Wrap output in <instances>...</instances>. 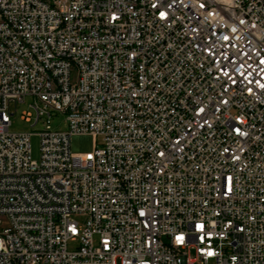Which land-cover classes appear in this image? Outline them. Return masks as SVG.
I'll return each mask as SVG.
<instances>
[{
	"label": "built area",
	"instance_id": "built-area-1",
	"mask_svg": "<svg viewBox=\"0 0 264 264\" xmlns=\"http://www.w3.org/2000/svg\"><path fill=\"white\" fill-rule=\"evenodd\" d=\"M209 261L264 264V0H0V264Z\"/></svg>",
	"mask_w": 264,
	"mask_h": 264
},
{
	"label": "rangeland",
	"instance_id": "rangeland-1",
	"mask_svg": "<svg viewBox=\"0 0 264 264\" xmlns=\"http://www.w3.org/2000/svg\"><path fill=\"white\" fill-rule=\"evenodd\" d=\"M33 102L32 96H25L23 102H18L14 104L10 103V110L12 114L10 115L11 123L9 125V130L11 132H30L29 136V147L31 158L35 159L38 156V135L37 132L43 127L41 120L37 121L32 125L34 119V112L29 106ZM24 113H29V118L24 119ZM48 123L52 129L64 130L66 129V121L64 120V114L52 111L48 118ZM92 146V137L88 135H74L70 138V148L71 150H89ZM74 219L80 224L83 221L82 216H74ZM96 243V236H93V244ZM75 242H68L67 248L72 249ZM188 255L192 257L193 252L188 251ZM118 264V262H115ZM208 264H214L213 261H209Z\"/></svg>",
	"mask_w": 264,
	"mask_h": 264
},
{
	"label": "snow or ice",
	"instance_id": "snow-or-ice-1",
	"mask_svg": "<svg viewBox=\"0 0 264 264\" xmlns=\"http://www.w3.org/2000/svg\"><path fill=\"white\" fill-rule=\"evenodd\" d=\"M164 14L163 13H161V16H163ZM197 227L199 228V227H201L200 225H197ZM177 239L178 240H181L182 239V237H177ZM209 255H211V253H209Z\"/></svg>",
	"mask_w": 264,
	"mask_h": 264
}]
</instances>
